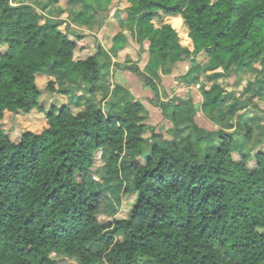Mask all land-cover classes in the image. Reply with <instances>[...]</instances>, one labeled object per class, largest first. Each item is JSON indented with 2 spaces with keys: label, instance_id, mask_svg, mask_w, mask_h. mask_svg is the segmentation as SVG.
Here are the masks:
<instances>
[{
  "label": "trees",
  "instance_id": "16d2710c",
  "mask_svg": "<svg viewBox=\"0 0 264 264\" xmlns=\"http://www.w3.org/2000/svg\"><path fill=\"white\" fill-rule=\"evenodd\" d=\"M70 1L81 6L72 22L93 30L96 14L113 0ZM127 1L140 52L150 56L144 71L128 68L154 92L151 103L173 124L171 138L155 131L146 137L154 127L141 98L112 88L105 67L125 48L124 35H115L109 49L98 44L94 54L76 58L85 35L71 23L64 30L65 20L30 3L0 0V264H59L57 252L78 264H264V137L254 154L233 146L237 138L252 139L244 115L249 102L255 99L253 109L262 111L264 0ZM161 12L182 17L193 49L171 23L155 25ZM200 53L207 56L203 64ZM187 60L182 77L197 84L202 73L211 86L199 88L198 103L190 91L163 100L155 79ZM255 68L246 99L219 82ZM37 74L84 84L101 101L111 97L109 110L91 98L45 108ZM55 82L46 88L56 91ZM34 108L47 125L13 141L2 124L5 111ZM199 111L218 128L200 126ZM98 151L104 180L135 194L126 217H115L111 205L112 218L100 219L108 205L93 177Z\"/></svg>",
  "mask_w": 264,
  "mask_h": 264
},
{
  "label": "rangeland",
  "instance_id": "374dc122",
  "mask_svg": "<svg viewBox=\"0 0 264 264\" xmlns=\"http://www.w3.org/2000/svg\"><path fill=\"white\" fill-rule=\"evenodd\" d=\"M12 1L15 2L17 0H11V3H13ZM62 1H64V5L67 6L66 9L68 11L73 8V4H71L67 0ZM129 5L130 3L127 0H113L108 10L104 11V13L101 11L96 14L94 29L91 30L94 33L89 32L84 26H80L78 28L74 27L75 31L85 35L84 38L80 39L78 42V47L75 51V57L85 58L88 55L94 54L97 51L98 42L99 44L103 45V49H109L111 47L110 45H112V39L115 35H124L126 38L127 47L122 51L121 56H119L118 54V56L114 57L115 59L112 58V63L105 67L106 71H108V77H110L113 84L122 82V87H124L126 91H131L128 85H135L134 83H136L139 88L136 87L133 89V91H131L133 95H154V92L152 91L150 86L145 84V82L140 77L138 78V75H136L133 71H130L128 68L137 66L144 71V65L150 58L148 52H140V44L137 41L135 35L136 26L129 25L130 23L124 10V7H127ZM120 7L123 9H120ZM115 9L117 12L115 16L111 17L110 14ZM39 11L42 12V9H40ZM101 15H104V17H102ZM166 17V14L162 12L159 13L154 19L155 25L159 26L162 22H165ZM108 18H110L111 26L109 31L103 32L101 36L98 35L99 29H101L98 22L103 21V23L106 24ZM168 19H171V17H168ZM178 21L180 22L172 20L170 23L178 31L182 45L192 48V40L186 35L187 26L184 24L183 20L180 19ZM61 28L65 30L64 26H62ZM196 57L198 59L197 61H199L200 64H203L207 59V56L204 53L198 54ZM101 60L106 61V58L101 56ZM115 62L120 63V66H115L113 64ZM175 67H173V71L170 76L161 75L160 78L155 79V82L159 89L160 97L166 101L173 95L184 96L188 93V91H190V94L194 97L195 102L198 103V100H201V96L198 95L199 93L197 90H199V88L203 86L210 87L212 82L209 81L206 76L202 73L197 74V84H194L193 80H191L190 78H183L182 75L188 72L189 68L191 67L190 60H187L184 64L177 63ZM124 70H127L128 74L123 78L119 74H121ZM209 70L212 71L210 68ZM258 70V68L248 70L245 73H242L241 75L234 72L230 76H225L224 79H222L220 82L228 90H231L236 93L235 95H238L236 97H239V95H241L242 98L246 99L247 97H249V95L253 93H250L249 91V83L252 84L254 82V80L256 79V71ZM136 77L138 80L141 79V83H143L141 87L139 86L141 84L137 82ZM50 79H53V77L47 76L45 74H37L36 76L37 85L42 91V94L39 98V104L45 108H49L52 105L59 107L69 103V99L67 96L68 93H61L56 88L57 85L60 86V82H58V84H56L55 82L54 84L56 91L51 92L46 88V85ZM174 80H176L177 83H174ZM178 88H180V90H177ZM150 90L152 91L151 94H149ZM69 93L71 95V92ZM234 93L232 95H234ZM95 96L97 98L96 103H98L103 108H108L112 101H101V94H96ZM151 99H146L145 105L148 110H146L145 115L147 116V124L151 127H154V129L148 130L145 133V136L151 137V131H155L156 133H160L163 137L171 138L170 134L173 129V124L164 117L159 107H156L151 103ZM255 104L256 100H251L249 102L250 107L247 110L248 112L245 113L244 110L240 112L245 113V119H247L253 129L252 139L250 141H247L245 138L240 137L237 138V140L233 144L235 148L242 149L243 151L249 154H254V152L256 151L255 149L260 144L259 141L264 137V101H260L262 111H255V108L253 109V105ZM74 109L75 111H77L76 108ZM105 111H108V109H105ZM196 120L200 126L206 129L215 130L218 128V126L212 121H210L202 111L198 112ZM46 123L47 122L45 114L38 110V108L32 109L29 113L12 112L6 110L4 118L2 120L4 129L11 137V139L15 142L20 139V136L24 131L31 130L35 132H40L47 125ZM150 149L151 144L149 142L146 145L145 152L148 153ZM102 164L103 162L101 160V151H98L96 153V162L94 166L98 167V170L94 172L93 177L96 179L98 185L105 189L106 196L108 197H106L108 205L107 209L105 210L106 213H101L100 219L107 220L109 218H112L108 214L111 211L108 207H110L111 205H113L116 209V213L114 214L115 217H126L132 208L133 202L135 200V194L124 192V186L118 192V190H116L115 185L116 181L106 182L104 180L106 172ZM52 257L56 258L59 261V264H78V260L75 257H68L61 252L53 253Z\"/></svg>",
  "mask_w": 264,
  "mask_h": 264
},
{
  "label": "crops",
  "instance_id": "0c3cea01",
  "mask_svg": "<svg viewBox=\"0 0 264 264\" xmlns=\"http://www.w3.org/2000/svg\"><path fill=\"white\" fill-rule=\"evenodd\" d=\"M68 2H70L71 4H73V8L70 10V11H68L67 9H66V5H64V1H62V0H51V2L49 1V0H17V1H15V2H13V4H19V3H30V4H32L38 11L40 10V9H42V12L44 13V14H46L47 16H49L50 18H53V19H61V20H65L66 22L62 25V26H64L65 27V25H66V23H71V26L74 28V27H76V28H78V27H80L81 25H77V24H74L73 22H72V19H73V17H74V15L78 12V10H80V4H77V3H73V2H71L70 0H67ZM126 7H124V9H125ZM116 9H117V7H116ZM116 9L114 10V11H112L111 12V14H110V16L112 17V16H115V14H116ZM120 9H123V8H121L120 7ZM109 16V17H110ZM168 17H171V19H168ZM112 19V18H111ZM183 20L182 19V17H180V16H167L166 17V21L165 22H171L172 20H176L177 22H180V21H178V20ZM61 26V27H62ZM82 26H84V25H82ZM85 27V26H84ZM110 18H108V20H107V22H106V24L105 23H103L102 24V26H101V29H99V34L98 35H102V33L103 32H107V31H109V29H110ZM86 28V27H85ZM75 29V28H74ZM88 30V29H87ZM89 32H91V33H94V32H92L91 30H88ZM125 32V31H124ZM186 35H187V37H188V28H187V31H186ZM98 44H99V42H98ZM97 44V45H98ZM111 46V45H110ZM192 46H193V43H192ZM127 46H125V48H126ZM125 48H123V49H121V50H119V52H118V54H119V56H121V54H122V51L125 49ZM190 48V47H189ZM190 49H193V47L192 48H190ZM201 54V53H200ZM197 58V57H196ZM113 59H115L114 57H113ZM198 60V59H197ZM186 61H181V62H177V63H179V64H184ZM199 62V61H198ZM176 63V64H177ZM175 64V65H176ZM175 67V66H174ZM175 69H176V67H175ZM127 74H128V71L127 70H124L121 74H119L120 76H122L123 78L125 77V76H127ZM172 74V73H171ZM185 74V73H184ZM165 76H170V74L169 75H165ZM139 78V77H138ZM136 79H137V77H136ZM222 79H224V77H221L220 79H219V82L222 80ZM52 80H55L56 81V84H58V82H59V80H56L54 77H53V79ZM137 82L139 83V84H141V85H139L140 87L142 86V84L143 83H141V80H138L137 79ZM174 83L176 82L177 83V81L176 80H174L173 81ZM135 85H128V87L130 88V90L131 91H133V89L134 88H139L138 87V85L136 84V83H134ZM182 84V83H181ZM116 85H121V86H123L122 85V82H119V83H117V84H113L112 85V88L114 87V86H116ZM240 85V84H239ZM183 86V85H182ZM57 90H59V89H64V88H67V89H69V92H71V95H70V93L68 92V94H67V96H68V99H69V102H72V101H77V100H79V101H81V100H85V99H87V98H91L92 100H94L95 102H97V98H96V96L95 95H89L88 93H87V89H86V86L84 85V84H81V85H78L77 83H75V81H72V80H69V79H64L62 82H60V86L59 85H57ZM124 88V87H123ZM177 90H180V88H178ZM198 91V95H200L201 96V92H200V89L199 90H197ZM152 93V91L150 90L149 91V94H151ZM187 94H189V93H187ZM136 97H138V98H141V100H142V102L144 103V105H145V103H146V99L148 100V98L149 99H151V98H153V95H135ZM143 97H145V98H143ZM201 99H202V96H201ZM108 100H111V97H109L108 99H105V102H107ZM198 102H200L199 100H198ZM145 107H146V105H145ZM105 109H107V108H105ZM146 109L148 110V108L146 107ZM157 109H159V108H157ZM108 110H109V107H108ZM161 111V110H160ZM261 141V140H260ZM259 141V142H260Z\"/></svg>",
  "mask_w": 264,
  "mask_h": 264
},
{
  "label": "water",
  "instance_id": "95a60500",
  "mask_svg": "<svg viewBox=\"0 0 264 264\" xmlns=\"http://www.w3.org/2000/svg\"><path fill=\"white\" fill-rule=\"evenodd\" d=\"M108 109V108H107Z\"/></svg>",
  "mask_w": 264,
  "mask_h": 264
}]
</instances>
